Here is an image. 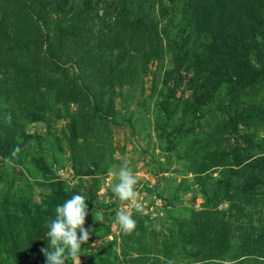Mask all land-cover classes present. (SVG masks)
Wrapping results in <instances>:
<instances>
[{"label": "rangeland", "instance_id": "374dc122", "mask_svg": "<svg viewBox=\"0 0 264 264\" xmlns=\"http://www.w3.org/2000/svg\"><path fill=\"white\" fill-rule=\"evenodd\" d=\"M73 193L79 264H264V0H0V264Z\"/></svg>", "mask_w": 264, "mask_h": 264}, {"label": "clouds", "instance_id": "9594fccd", "mask_svg": "<svg viewBox=\"0 0 264 264\" xmlns=\"http://www.w3.org/2000/svg\"><path fill=\"white\" fill-rule=\"evenodd\" d=\"M119 180L112 188L118 200H128L137 210L141 209L142 205L135 202L133 186L136 184V177L127 168L121 167ZM55 214L56 218L47 222V247L41 248L45 264H66L69 257L71 264H79L78 252L81 244L88 240L92 231L91 226L84 227L85 217L89 214L86 198L82 194L73 193L70 198L55 206ZM115 221L125 233L136 227V220L130 209H118ZM168 264H173V261L169 260Z\"/></svg>", "mask_w": 264, "mask_h": 264}]
</instances>
